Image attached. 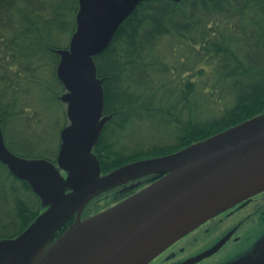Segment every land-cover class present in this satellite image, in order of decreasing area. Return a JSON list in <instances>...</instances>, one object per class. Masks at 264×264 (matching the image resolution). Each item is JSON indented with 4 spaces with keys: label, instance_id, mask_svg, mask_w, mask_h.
Segmentation results:
<instances>
[{
    "label": "water",
    "instance_id": "95a60500",
    "mask_svg": "<svg viewBox=\"0 0 264 264\" xmlns=\"http://www.w3.org/2000/svg\"><path fill=\"white\" fill-rule=\"evenodd\" d=\"M143 1L79 0L77 31L69 51H59L57 69L70 93L63 100L71 125L62 134L58 159L73 177L70 183L61 180L49 161L11 154L0 131V161L48 207L17 239L0 242V264H148L204 221L264 191V114L184 150L100 176L91 150L106 119L100 120L102 81L95 77L92 58ZM152 174L159 179L80 219L95 196Z\"/></svg>",
    "mask_w": 264,
    "mask_h": 264
},
{
    "label": "trees",
    "instance_id": "16d2710c",
    "mask_svg": "<svg viewBox=\"0 0 264 264\" xmlns=\"http://www.w3.org/2000/svg\"><path fill=\"white\" fill-rule=\"evenodd\" d=\"M36 1L0 0V40L4 35L14 39L9 45L1 46L0 43V67L13 76L12 80L4 82L21 89L35 77V71L28 54L21 51L19 46H28V41L44 39L49 48L62 49L65 37L60 43L58 39H53L55 34L52 35L51 31L57 27H67L72 31L75 25L71 21L73 7L60 16L61 3L40 5ZM232 12L239 13L237 19L228 18ZM125 31L129 32L123 36ZM163 37L180 41L181 48L188 52L187 56L195 54L198 62L203 64L190 72L193 68L189 66V59L185 58L188 69L185 71L179 67L178 70L185 71L186 83L181 76L179 85L174 86L180 75L165 78V69L156 63L157 40ZM118 40L123 41L118 43ZM47 55L58 62L59 55L56 52L50 51ZM143 58L148 63L130 61ZM94 60L98 66V77L103 82L104 114L112 115L104 125L102 137L113 135L119 138L127 129L132 131L131 139L134 133L145 132L152 142L161 143L160 146L145 147L128 144L127 149L134 147L136 150L132 153L134 149L128 150L130 155L123 158L125 152L117 151L114 143L105 147L103 141L104 148L99 143L93 149L101 169L111 171L122 164L141 160V157L171 154L262 114L264 0H153L140 3L129 19L120 25L107 51L97 55ZM209 65L216 66L214 72L218 75L219 83L202 93L204 98L201 101L192 102V97H198V92L205 90L201 79L206 75ZM56 81L60 88L63 87L59 79ZM17 88H13V93ZM0 90L9 92L11 89L4 85ZM217 91L227 95L234 93V97H229L226 108L220 109L221 114L215 117L211 111H206L207 106L202 101L208 104L209 99L219 98ZM55 92L57 90L52 94ZM53 98L54 95V101ZM2 112L0 110V116ZM110 127L113 128L108 132ZM165 130L171 132L166 133ZM139 137L136 134V138ZM134 152L139 155L135 156ZM22 155L32 157L30 153ZM35 158L50 160L48 156ZM1 172L0 169V241H3L20 235L42 208L25 181H7L5 178H9L8 174L4 172V177ZM25 190L28 197L25 196Z\"/></svg>",
    "mask_w": 264,
    "mask_h": 264
},
{
    "label": "rangeland",
    "instance_id": "374dc122",
    "mask_svg": "<svg viewBox=\"0 0 264 264\" xmlns=\"http://www.w3.org/2000/svg\"><path fill=\"white\" fill-rule=\"evenodd\" d=\"M150 1H153V0H150ZM48 2H53L55 4L61 3V7H60L61 10L59 13L60 16L63 14L64 11L67 12L70 7H73V13H72L73 16L71 17V21L73 25L74 24L76 25L77 22H76L75 17L81 8L79 5V0H73V1L70 0V2H68V0H37L36 1V3L40 5L47 4ZM132 13L130 15H132ZM238 14H239L238 12L236 13L232 12L231 15H228V18H230L231 20L237 19V17L239 16ZM130 15L124 21L129 19ZM74 18H75V21H74ZM75 25H74V30L72 28V31L68 30L67 27H65V29H60L59 27H57L51 31L52 35L55 34L53 39L54 40L58 39L57 41H59L60 43L62 41V38L65 37V43L62 45V49H56V50H64L67 48L68 42L71 36L75 32V29H76ZM59 26H61L60 23H59ZM128 32L129 31H125L122 35L126 36ZM246 33H248V30L246 31ZM114 35L112 39L110 40L109 44L102 51L104 52L107 51V48L110 46V44L114 40ZM123 40H118V43H120ZM13 41L14 39L10 38L9 35H4L3 39L0 40V43H1V46H3V45L12 44ZM157 41H158L157 45L159 46H157L158 47L157 49L158 57H157L156 63L165 69L164 77L169 79V78H173L174 76L180 75V77L174 82L173 84L174 86L179 85L181 76L182 78H184L185 83L187 81V78H185L184 76L185 71L188 69L187 67L188 63H185V58L189 59V66L190 68H193V70L190 72H194L195 70L203 66V64L198 62V59L195 58V56L198 57L197 55L191 54L190 57L187 56L188 52H184V48H181L182 43H180V41H177L169 37H163L162 39H159ZM28 42H29L28 46L24 44V45L19 46V49L23 52L26 51L30 60L32 61V65L34 67L33 69L35 71V77H32L28 82H26L22 89L21 87L17 88V85H12V84L4 82V80H12L13 76L9 72H7L5 69H2V67H0V87H3L5 85L8 87V89H11L9 92H3L0 90V110L4 111L2 112L0 116V131H1L2 139H3L6 149L9 152H13L17 156H20L21 158H28L22 155L25 153H30V155L32 156L29 158L30 161L38 160L35 158L37 156H48L50 160L46 158H41V159L52 162V164L57 169V172L59 173L61 180L63 179L62 181H64L65 183L67 182L70 183L73 177L69 178L68 173L58 165V159H59L61 149H62L61 146L64 143L62 140V134L65 131V129L71 125V119L68 114V102H64L65 100H63L64 97L69 93V90L67 86L63 84L62 81H60L63 85V87L61 88H60L58 81L55 82L56 79L60 80L58 75L56 76V68L58 66V63L60 62L61 57L59 56V60H57L58 62H56V60H54L51 57V55L50 56L47 55V52L54 51L53 48H49V45L47 44V40L42 39L38 41H28ZM33 46H35V48L32 53ZM130 61H136L139 63L141 62L148 63V60H145L144 58L140 60L134 59ZM54 63L56 64L54 65ZM179 67H183L185 71L182 72L181 70H178ZM215 67L216 66L210 67L209 65L206 75L201 79V85L205 87V90L201 89L198 92V97H192L191 98L192 102L201 101L204 98L202 96V93H204L207 90L209 91V89L215 83L217 84L219 83L218 75L214 72ZM180 86L184 87L183 84H180ZM101 87H102V92H103V111H102V117L100 120L106 119V121L102 125V129L97 137L96 143L93 145V149L97 147L99 143L101 144V146H103L102 145L103 141H105L104 142L105 147L114 143L117 151H119L120 153L125 152L123 156L124 158L125 156L130 155L129 154L130 152H128V150L134 149L131 151V153L136 150V148L134 147L127 149L128 144H132V145L138 144L142 147H145L147 145L160 146L161 143L155 144L154 142H152V139L145 132L142 134L134 133V136L131 139L130 136L133 134H131L130 132L132 131L127 130V129L126 131L121 133V136L119 138L113 137V135L112 137H109V138L106 135L104 136L108 139L103 138L102 136L104 134L103 133L104 125L108 120L112 118V115L104 114L105 97H104V90H103V82L101 84ZM13 88H17L14 93H13ZM55 90H57V92L52 94ZM217 92H218L217 97L219 96L220 97L214 98V100L209 99L208 100L209 105L206 103V101H202L204 103L203 105L207 106L206 111H211L212 116H215V117L221 114L222 109L226 108V106L228 105L229 97L231 96L234 97V93L227 95V93L221 94V91H217ZM53 95H54V98H53L54 101L52 100ZM6 108L8 109L5 112ZM197 110H199V108ZM261 113L264 114V108ZM186 119L187 118H185V120ZM112 128L113 127H110L108 132H110ZM213 128L214 127L210 129H213ZM165 132L169 133L171 131L165 130ZM111 133L114 134V132H111ZM136 134L140 135V137L136 138ZM156 135H159V133H156ZM18 142H22L21 143L22 145L21 144L20 146L17 145ZM136 147H139V146L136 145ZM102 148H104V146ZM14 151H17L19 155L17 154V152L15 153ZM176 152H173V153H176ZM134 153L136 154L135 156L139 155L136 152ZM163 156H166V155H163ZM163 156H159V157H163ZM159 157H154V158H159ZM154 158L153 157L151 158L141 157L140 159L149 160V159H154ZM96 159L100 167V176H106L110 174L111 172L116 171L117 169H120L126 166L127 164L136 162L134 161V162L127 163V164H122L121 166L116 167L112 169L111 171H105L101 169L100 161L97 158V156H96ZM0 169L1 171H3L1 173L4 174L5 172V174L6 175L8 174L9 176L8 178L4 174V177H6L5 180L7 181L17 180L19 182L24 183V180H21L16 175L11 173L8 166H6L2 161H0ZM105 172L107 173L105 174ZM144 177L145 176H141V177L135 178L134 180L138 182L141 180V178H144ZM25 183H27L28 187L30 188L29 190L32 192L33 189L31 188L30 184L26 181ZM134 190L135 188H132V189L130 188L128 190L119 189L118 191L114 193H109V192H112V189L104 191L103 193H107L108 195H105L99 199L93 198L91 201L86 203V205L84 206L82 210L81 216H83V219H85L95 214H98V212L106 210L110 208L112 205H114V203L118 202L119 198L124 197L121 199V200H124L125 198L133 195ZM70 191H71L70 189H66L65 194L70 193ZM25 193H26L25 196L28 197L29 194L26 190H25ZM261 203H264V197H262ZM35 219L33 221H35ZM32 222L30 223V225L32 224ZM64 227L65 225L62 228Z\"/></svg>",
    "mask_w": 264,
    "mask_h": 264
},
{
    "label": "flooded vegetation",
    "instance_id": "af4514ba",
    "mask_svg": "<svg viewBox=\"0 0 264 264\" xmlns=\"http://www.w3.org/2000/svg\"><path fill=\"white\" fill-rule=\"evenodd\" d=\"M262 197L264 191L204 222L148 264H264Z\"/></svg>",
    "mask_w": 264,
    "mask_h": 264
},
{
    "label": "bare ground",
    "instance_id": "6f19581e",
    "mask_svg": "<svg viewBox=\"0 0 264 264\" xmlns=\"http://www.w3.org/2000/svg\"><path fill=\"white\" fill-rule=\"evenodd\" d=\"M72 37H73V35L71 36V38H70V40H69V42H68V46H67V48L66 49H64V50H54L53 52H56L60 57H61V55L59 54V51H69V49H70V44H71V40H72ZM103 52V51H102ZM101 53V52H100ZM99 53V54H100ZM99 54H97V55H99ZM97 55H95V56H93V65H94V68H95V77L98 79V80H100V81H102V79H100L99 77H98V66H97V63H96V61L94 60V58L97 56ZM60 61H61V59H60ZM59 64H60V62L58 63V66H59ZM58 66H57V68H56V76H57V69H58ZM61 81V80H60ZM241 124V123H240ZM237 125H239V124H237ZM237 125H235V126H237ZM235 126H233V127H235ZM209 138V137H208ZM208 138H205V139H203V140H200V141H198V142H194V143H192V144H190V145H188V146H186V147H184L183 148V150L184 149H186V148H188V147H191V146H193V145H196V144H198V143H201V142H203V141H205V140H207ZM74 175L75 176H77V174L76 173H74ZM263 192V191H262ZM262 192H259V193H262ZM96 198H102V196L101 195H97V196H95ZM209 220V219H208ZM207 221V220H206ZM205 222V221H204ZM69 222H65L64 223V225H66V224H68ZM190 232H192V231H190ZM189 232V233H190ZM188 233V234H189ZM187 235V234H186ZM185 236V235H184ZM183 236V237H184ZM59 237V236H58ZM58 237H55V240L58 238ZM169 246H171V245H169ZM168 246V247H169ZM167 247V248H168ZM166 248V249H167Z\"/></svg>",
    "mask_w": 264,
    "mask_h": 264
}]
</instances>
